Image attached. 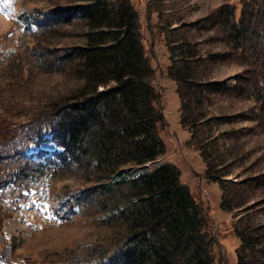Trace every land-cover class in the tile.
Instances as JSON below:
<instances>
[{
    "label": "rangeland",
    "instance_id": "rangeland-1",
    "mask_svg": "<svg viewBox=\"0 0 264 264\" xmlns=\"http://www.w3.org/2000/svg\"><path fill=\"white\" fill-rule=\"evenodd\" d=\"M86 1L0 0V117L27 127L87 97L96 79L82 47L130 33L147 57L145 79L155 91V110L163 114L155 128L163 150L145 164L178 167L202 212L203 247L213 264H242L239 257L243 264H264V92L251 82L264 60L254 40L238 47L226 35L244 0H105L98 26L73 9ZM226 3L235 4V15L221 14L231 7ZM100 29L102 42L89 36ZM180 72L183 81L175 77ZM210 81L221 87L204 85ZM52 133L30 141L22 159L62 149ZM102 160L92 159L88 171L60 163L32 181L33 192L17 206H8L10 195L0 193L11 264H100L104 251L125 240L127 221L104 213L116 203L120 184L81 204L67 199L110 170ZM62 203V217L49 213ZM239 232L249 236L247 247Z\"/></svg>",
    "mask_w": 264,
    "mask_h": 264
},
{
    "label": "trees",
    "instance_id": "trees-1",
    "mask_svg": "<svg viewBox=\"0 0 264 264\" xmlns=\"http://www.w3.org/2000/svg\"><path fill=\"white\" fill-rule=\"evenodd\" d=\"M104 1L88 0L73 9L88 17L90 23L93 17L95 23L92 24L98 26L106 11ZM226 4L231 7L221 14L235 15V4ZM104 31L100 29L96 34L91 31L89 36L98 37L102 42ZM226 35H231L238 47L254 40L264 60V0H244L239 16L230 22ZM93 43L94 40L82 47L84 63L96 79L87 97L56 107L54 117L35 121L27 127L0 117V193L10 195L6 201L8 206H17L33 192L32 181L45 176L60 163H76L88 171L92 159L99 162L105 159L112 165L110 170L98 175L97 183L77 190L74 199L67 197L81 204L82 200L105 194L107 188L114 190L115 184H120L116 203L104 213L105 217L125 219L130 230L124 241L102 253L100 264H213V254L210 256L203 247L207 229L202 212L199 213L188 185L180 181L178 167L169 161L150 168L145 164L149 159L155 160L163 150V142L155 129L163 114L153 106L155 91L145 79L150 67L144 51L127 32H118L109 44L96 46ZM263 74L264 69H259L251 78L255 84L252 87L260 94L264 92ZM175 77L178 81L185 80L181 72ZM110 80L114 83L109 84ZM100 84L104 86L101 89ZM204 85L221 87L216 81ZM193 120L196 121L194 117ZM182 122L190 127L184 117ZM48 129L53 130V140L62 149H55L48 156L36 151V158L22 159L30 141L36 136L42 138V133ZM129 156L133 159L130 162L127 161ZM62 206L63 203L54 210L59 213ZM2 222L0 216V264H11ZM239 233L241 239H247L243 242L247 247L249 236Z\"/></svg>",
    "mask_w": 264,
    "mask_h": 264
}]
</instances>
